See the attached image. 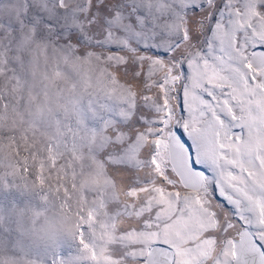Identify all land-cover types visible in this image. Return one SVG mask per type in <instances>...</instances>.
Masks as SVG:
<instances>
[{"label":"snow or ice","instance_id":"1","mask_svg":"<svg viewBox=\"0 0 264 264\" xmlns=\"http://www.w3.org/2000/svg\"><path fill=\"white\" fill-rule=\"evenodd\" d=\"M69 63L79 90L50 87ZM10 115L47 160L0 180L90 174L55 264H264V0H0Z\"/></svg>","mask_w":264,"mask_h":264},{"label":"rangeland","instance_id":"2","mask_svg":"<svg viewBox=\"0 0 264 264\" xmlns=\"http://www.w3.org/2000/svg\"><path fill=\"white\" fill-rule=\"evenodd\" d=\"M79 72L78 65L69 63L62 73L51 74L48 84L52 88L68 90L73 89L75 85L76 90H79L77 83ZM42 75V71L37 72L38 77ZM44 142V135L28 130L18 116L10 115L0 122V161H4L5 165L8 161L13 164L19 161V168L23 167L25 162L34 165L38 164L41 158L47 160V152L42 150ZM11 171L6 166L0 167V174L11 173ZM45 174L48 175L47 172ZM51 177V188L48 184L41 187L31 181L25 186L18 175L5 176L0 180V247L6 248L13 255H22L34 260L36 264H55L57 260L68 261L79 254V245L71 237H58L51 245L38 244L26 240L19 231L24 223V218L18 215L22 209H46L48 203L57 197L65 203L72 196L76 197L79 207L81 206L82 189L91 183L87 165L84 166L82 174L81 161L65 157L51 171ZM45 192L48 193L47 200L42 198Z\"/></svg>","mask_w":264,"mask_h":264},{"label":"clouds","instance_id":"3","mask_svg":"<svg viewBox=\"0 0 264 264\" xmlns=\"http://www.w3.org/2000/svg\"><path fill=\"white\" fill-rule=\"evenodd\" d=\"M79 202L75 196L65 203L57 197L48 203L46 209L20 210L18 215L24 218L19 228L23 237L38 244H53L58 237H71ZM34 260L13 255L6 248L0 247V264H33Z\"/></svg>","mask_w":264,"mask_h":264}]
</instances>
